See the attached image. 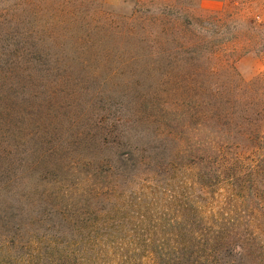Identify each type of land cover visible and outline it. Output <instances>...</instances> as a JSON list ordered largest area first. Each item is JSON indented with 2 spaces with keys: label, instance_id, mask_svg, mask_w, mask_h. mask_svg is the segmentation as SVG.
<instances>
[{
  "label": "rangeland",
  "instance_id": "1",
  "mask_svg": "<svg viewBox=\"0 0 264 264\" xmlns=\"http://www.w3.org/2000/svg\"><path fill=\"white\" fill-rule=\"evenodd\" d=\"M186 105L228 115L189 123L202 141L264 131V0H0V264H154L145 226L193 174Z\"/></svg>",
  "mask_w": 264,
  "mask_h": 264
},
{
  "label": "trees",
  "instance_id": "2",
  "mask_svg": "<svg viewBox=\"0 0 264 264\" xmlns=\"http://www.w3.org/2000/svg\"><path fill=\"white\" fill-rule=\"evenodd\" d=\"M208 45L213 42L208 41ZM209 52L207 57L222 53ZM213 72L216 73L215 69H209L210 74ZM200 89L211 95L219 92L213 86L195 84L186 90L196 94ZM173 111L176 120L184 122L179 138L187 145L180 154L194 161L188 168L184 167L193 172L183 183L189 192L178 195L183 197L180 202L187 208L176 205L170 214L173 216L168 213L165 220L162 217L167 210L153 214L143 231L147 257L154 264H237L247 257L264 264V240L258 232L264 225V131L258 128L246 133L237 128L240 138L249 143L244 147L218 139L202 141L198 137L203 125L197 122L196 128H190L189 123L196 118L203 119L202 123L218 125L217 132H224V118L228 115H216L215 110L206 113L195 105ZM97 188L98 191L90 190L95 199L112 189L99 185ZM139 250L137 247L133 252L138 254Z\"/></svg>",
  "mask_w": 264,
  "mask_h": 264
}]
</instances>
